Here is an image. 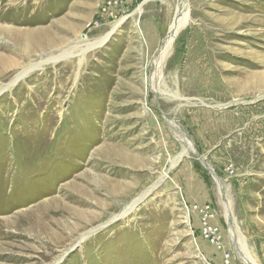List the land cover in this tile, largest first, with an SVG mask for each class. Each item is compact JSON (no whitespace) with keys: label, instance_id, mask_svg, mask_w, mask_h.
<instances>
[{"label":"rangeland","instance_id":"374dc122","mask_svg":"<svg viewBox=\"0 0 264 264\" xmlns=\"http://www.w3.org/2000/svg\"><path fill=\"white\" fill-rule=\"evenodd\" d=\"M105 1L0 0V264H220L194 203L216 210L235 264H264V0H188L158 80L172 10L104 15ZM7 29L52 45L27 51Z\"/></svg>","mask_w":264,"mask_h":264},{"label":"bare ground","instance_id":"6f19581e","mask_svg":"<svg viewBox=\"0 0 264 264\" xmlns=\"http://www.w3.org/2000/svg\"><path fill=\"white\" fill-rule=\"evenodd\" d=\"M162 4L167 8L171 9L173 12L172 16V22L169 25V29L162 41L161 46H159V50L157 53V58L155 65L153 66V76L155 77L156 80L160 79L163 76V69L165 65V60L167 59V56L169 54V51L172 48L173 42L175 37L177 36L178 32L187 25L189 22V5H188V0H161ZM141 7H138L135 12L137 14L141 13ZM118 27V23L113 25V27L107 31L104 35H102L99 39H97L95 42H93L91 45L87 46L84 50H86L88 47H98L103 45L108 38L113 34L114 30ZM185 28V27H184ZM6 32L10 34L13 39L16 41L17 44L21 46V48H24L27 51L33 50L35 48H40V47H48L52 45V41L48 37H42V31L36 30V31H29V30H10L7 29ZM79 40H84L79 38ZM53 59H57V57H54ZM82 60V59H81ZM154 60V59H153ZM155 61V60H154ZM0 62H2V58H0ZM82 62V61H81ZM40 65L39 63L36 64H30L28 67L21 68V70L12 78V81L2 87L9 88L11 87L18 79L23 77L30 69L34 68L35 66L37 67ZM171 127L175 134L179 137L180 141L183 144H187L189 146L186 147L185 155H189L190 152H194L196 154V149L192 142L189 141L188 136L186 132L184 131L183 127L178 125L176 122L171 121ZM47 144L45 143H38L34 149L31 150V153L37 154L40 153L39 159L41 160L44 158V155H47V151L45 150ZM28 152V151H27ZM184 153V152H183ZM45 155V156H46ZM197 156H199L197 154ZM166 172L163 174V178L166 177ZM214 180L216 181L217 184H219L220 188L222 185L221 179L214 173ZM223 189V188H221ZM221 196L224 200H226V196L224 195V192H221ZM137 200H133L131 203L128 204V206L121 212L119 213V217L125 216L132 208L136 205ZM228 205V204H227ZM226 214L228 216V220L230 222L233 221V216L232 212L230 209V205L226 209ZM239 260L241 261V264H258L254 258H252L251 255L245 253V254H239Z\"/></svg>","mask_w":264,"mask_h":264},{"label":"built area","instance_id":"2783aa9c","mask_svg":"<svg viewBox=\"0 0 264 264\" xmlns=\"http://www.w3.org/2000/svg\"><path fill=\"white\" fill-rule=\"evenodd\" d=\"M124 0H108L101 7V12L106 15V10L116 8ZM99 21L93 22V25H98ZM187 213H195L199 221V231L201 237L207 241L212 247L220 252V264H235L232 254L227 250L223 243L222 230L215 222L216 210L208 203L186 205Z\"/></svg>","mask_w":264,"mask_h":264},{"label":"water","instance_id":"95a60500","mask_svg":"<svg viewBox=\"0 0 264 264\" xmlns=\"http://www.w3.org/2000/svg\"><path fill=\"white\" fill-rule=\"evenodd\" d=\"M197 158L200 160V162L206 167V169L210 172V174L214 177V170L213 168L210 166L208 159L206 156H197Z\"/></svg>","mask_w":264,"mask_h":264}]
</instances>
